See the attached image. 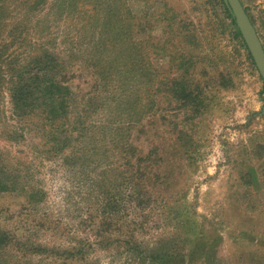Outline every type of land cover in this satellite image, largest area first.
Instances as JSON below:
<instances>
[{"label": "rangeland", "instance_id": "1", "mask_svg": "<svg viewBox=\"0 0 264 264\" xmlns=\"http://www.w3.org/2000/svg\"><path fill=\"white\" fill-rule=\"evenodd\" d=\"M75 3L0 0V264H264L263 80L220 0Z\"/></svg>", "mask_w": 264, "mask_h": 264}, {"label": "water", "instance_id": "2", "mask_svg": "<svg viewBox=\"0 0 264 264\" xmlns=\"http://www.w3.org/2000/svg\"><path fill=\"white\" fill-rule=\"evenodd\" d=\"M236 19L242 38L264 82V52L262 42L241 0H223Z\"/></svg>", "mask_w": 264, "mask_h": 264}, {"label": "trees", "instance_id": "3", "mask_svg": "<svg viewBox=\"0 0 264 264\" xmlns=\"http://www.w3.org/2000/svg\"><path fill=\"white\" fill-rule=\"evenodd\" d=\"M220 3H221V5H222V9H223V11H224V14L226 15V17L228 18V19H230V21L232 22V24L234 25V27H235V35H236V37L240 40V42H241V44H242V46L244 47V49L246 50V52H247V55H248V59L251 61V63H252V65L256 68V65H255V63H254V61H253V58H252V56H251V54H250V52H249V49H248V47H247V45L245 44V41L243 40V38H242V35H241V32H240V30H239V28H238V26H237V23H236V19H235V17H234V15H233V13H232V11H231V9L229 8V7H227V5L224 3V1L223 0H220ZM76 5H82V4H80V0H79V3H75ZM247 11V10H246ZM102 12V11H101ZM99 15H100V13H99ZM250 17V16H249ZM252 21V20H251ZM98 23V19L95 21V25ZM253 23V22H252ZM263 52H264V48H263ZM36 68L38 69V70H40L41 68L39 67V66H36ZM40 68V69H39ZM257 69V68H256ZM39 72V71H38ZM37 72V75H39V73ZM15 88V87H14ZM28 88H29V86H28ZM28 88H24V89H22V90H17V91H11V103H12V106L15 108V111L16 112H20L22 109L21 108H23V106H22V103H24V98H27L26 96H27V94L29 93V91H27V90H29ZM263 88H264V82H263ZM140 162H143V160H139V163ZM188 228H190V226L188 227ZM196 233H198V234H200V232H198V231H195ZM198 234L194 237V238H197V236H198ZM201 235V234H200ZM202 236V235H201ZM212 236H217V235H212ZM203 238V237H202ZM215 241H218V237H214L213 238ZM199 243H200V246H202L203 248L205 247V242H206V240L205 239H202V240H199L198 241Z\"/></svg>", "mask_w": 264, "mask_h": 264}]
</instances>
